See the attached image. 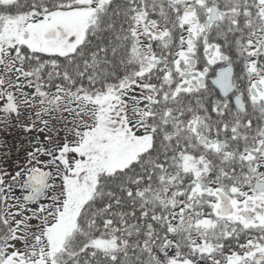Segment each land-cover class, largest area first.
Wrapping results in <instances>:
<instances>
[{
  "label": "snow or ice",
  "instance_id": "snow-or-ice-1",
  "mask_svg": "<svg viewBox=\"0 0 264 264\" xmlns=\"http://www.w3.org/2000/svg\"><path fill=\"white\" fill-rule=\"evenodd\" d=\"M0 264H264V0H0Z\"/></svg>",
  "mask_w": 264,
  "mask_h": 264
}]
</instances>
